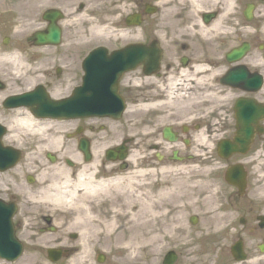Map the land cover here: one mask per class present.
Masks as SVG:
<instances>
[{"label": "flooded vegetation", "instance_id": "flooded-vegetation-1", "mask_svg": "<svg viewBox=\"0 0 264 264\" xmlns=\"http://www.w3.org/2000/svg\"><path fill=\"white\" fill-rule=\"evenodd\" d=\"M99 4L91 15L105 35L84 34L90 39L44 50L51 56L36 73L28 66L19 79L13 69L0 70V201L17 209L14 230L22 247L13 264H113L108 251L127 243L126 237L120 245L112 237L123 235L117 218L128 211L129 178L136 211L148 216L149 245H158L160 231L169 227L190 232L202 227L208 213H233L229 218L236 213L239 219H229L231 231L236 220L240 224L243 218L244 228L252 222L239 213L252 215V170L260 168L257 177H264V113L256 116L262 135L247 153L223 157L221 143L236 137L239 102L264 110V0ZM72 45L78 48H63ZM99 49L104 50L98 61L117 72L108 81L111 88L118 85L114 101L125 106L120 118L65 123L6 105L31 92L34 78L51 99L68 96L83 85L84 63ZM120 62L124 70L118 69ZM121 146L127 160L109 161L107 152ZM136 151L152 156L141 155L144 161L133 165ZM231 168L243 176L233 177V184L227 180ZM63 171L77 183L73 200L64 197L66 180L58 178ZM82 173L85 179L79 178ZM210 199L217 202L213 210ZM218 229L225 231V225ZM217 238L210 231L197 241L206 247Z\"/></svg>", "mask_w": 264, "mask_h": 264}, {"label": "rangeland", "instance_id": "rangeland-1", "mask_svg": "<svg viewBox=\"0 0 264 264\" xmlns=\"http://www.w3.org/2000/svg\"><path fill=\"white\" fill-rule=\"evenodd\" d=\"M100 1L104 0H46L38 12L35 13V17L31 20L33 25L28 30V32L17 35L14 33L15 22L18 18L15 11L16 2L14 0H0V52L3 53L5 51H17V54L20 55V57L24 60L25 64L27 66L31 64L33 67L36 66L34 62L42 61V59L48 57V54L37 51L36 49H31L28 46L26 40L36 31L44 29L45 25L42 21V15L44 11L51 8L61 9L66 15V21L62 23L65 35L63 42L65 44L73 43L75 40L78 42L87 41V39L90 38L82 37L81 35L84 34L81 33H86L90 28V25L94 23V20L91 17H88L87 14L91 8H100ZM83 3L86 7L88 6L87 10L84 13H79V6ZM5 39L10 40L8 45L4 44ZM99 39L104 41L103 38ZM63 48L76 49L78 46L72 45L65 46ZM14 67V61H10L0 65V70L4 72L9 71L12 73V69ZM33 73H35V70H33ZM13 76H15V74H13ZM33 81H39V79L34 78ZM142 155H146L148 157L152 156L149 154ZM138 160L139 162L144 161L141 158ZM134 169L137 170V168ZM259 169L252 170V173H256V176H252V215L248 214L243 209L239 213L240 217L245 216L249 220L251 219L252 222L249 227L244 228L239 224V220H236L235 222L237 223H235V229L231 231L229 230V219L230 221L235 218L239 219L236 213H234V215H232L230 218L226 219V222L223 221L221 213H208L204 216L205 223L203 226L198 227L197 229H192V232H190L187 228H181L182 230L180 231V227L177 226H172L165 231H160L161 238L159 240V244L157 246H153L148 244V242L152 241L151 237L149 236L151 233H149L148 230L149 225L147 224L148 216L146 223L142 224L141 227H138L137 230H135L133 238H129L127 235V220L122 217L123 220L120 221L119 225L121 226L123 235L121 237L115 238L118 234H113V242H117L118 245H120L121 242L126 240L125 237L133 239L134 243L131 244L139 247L140 252L138 259L132 260L127 256L126 252L120 251V248H122L124 244L121 247H113L110 252L108 251L111 253L113 263L162 264L164 256L169 251L174 250L180 256L177 264H236L230 256V247L232 242H235L238 238H240L245 242L246 250L249 253V261L242 264H264V253H262L259 249L261 245H264V230L259 229L257 220L259 216H264V177L258 179L257 171ZM129 188V192L126 193L128 198L136 197V192H132L133 189ZM213 203H215V206L217 205L215 200L212 201L210 199L207 202L208 208H212L210 210L215 209L213 208ZM224 204L226 203L224 202ZM218 207L226 211L228 210L227 207L222 208L219 205L217 208ZM125 210L126 208H124L123 213H127ZM225 215L229 217L227 212H225ZM87 220L90 222L91 220L93 221L91 217L87 218ZM223 222H225L227 225L225 228L226 232L218 229L221 227V225H224ZM206 224H208V227ZM210 231L214 232L215 236L219 234L220 238H217V241H215V243L212 245H210L211 243H208L206 244V247H201L197 241V237H203V234L210 233ZM174 242H177L176 244L179 243L180 246H175ZM189 242L193 243L188 244ZM126 246H129V242ZM0 264L4 263L0 262Z\"/></svg>", "mask_w": 264, "mask_h": 264}, {"label": "bare ground", "instance_id": "bare-ground-1", "mask_svg": "<svg viewBox=\"0 0 264 264\" xmlns=\"http://www.w3.org/2000/svg\"><path fill=\"white\" fill-rule=\"evenodd\" d=\"M15 3V11L17 13V20L15 22V26H14V33L17 35L20 34H24L26 32H28V30L32 27V22L31 20L35 17V13L38 12V10L40 9V7L42 6V4L45 3L46 0H14ZM91 32L93 35H97V36H103L106 33V28L104 26H95L91 29ZM10 61H14L15 64V71H21L24 72L25 71V62L24 60L20 57V55L17 54V51H14L13 54H4L0 52V65L6 63V62H10ZM22 126H24V128L26 129H30V125H28V122L26 121H22ZM32 125V124H31ZM49 141H53V143L57 144L58 140L54 139L53 137H51V139H49ZM55 141V142H54ZM139 156L138 152H134L132 154V158L130 159V162L133 165H137L139 163V160L137 159ZM67 174L65 175V172H61L60 175H58V178L67 179ZM86 175L84 173H82L79 178L80 179H85ZM114 182V181H113ZM124 181H122V178L119 179L117 181V184L121 187V185L123 184ZM126 182L129 183V186H132V182H134L133 178H129L126 179ZM69 183L68 180L65 181L64 185H67ZM115 183V182H114ZM113 183V186H115L116 184ZM132 188V187H131ZM88 191H93L91 186L88 185L86 188ZM64 197H67V199H71L73 200V192H69L66 188H65V192H64ZM69 197V198H68ZM138 203V198L136 197H129L127 199V207H128V211L127 213H121L118 219V222L120 223V221L124 219L127 220V235L129 236V238H133V235L135 234V230H137L138 227H141L142 224L146 223L147 220V215L146 214H142V212H137L136 211V207ZM123 217V218H122ZM223 221L226 222V219H228V216H224L222 217ZM112 224L114 226V220L112 221ZM116 226V224H115ZM113 230H116L115 228H112ZM128 238V242H129V246L123 247L120 249V251H124L126 252L127 256L132 259V260H137L139 257V252L140 249L139 247L132 245L131 243H134L133 239H129Z\"/></svg>", "mask_w": 264, "mask_h": 264}, {"label": "water", "instance_id": "water-1", "mask_svg": "<svg viewBox=\"0 0 264 264\" xmlns=\"http://www.w3.org/2000/svg\"><path fill=\"white\" fill-rule=\"evenodd\" d=\"M49 15H51V13ZM51 17H50V22H51L50 30L47 33V35L45 36L43 33H37L34 35L32 39L35 41L36 45L38 46H42L46 44L56 45L60 41V30H59V27H57V25L55 24L56 20L60 18V15L55 14V17L54 18L52 17V19ZM29 41H31V39ZM78 97L79 96L76 95L74 98L68 101H65L59 106H57L56 109L61 111L60 112L61 114L56 115L54 113L55 116L65 117V118H74L77 116H84L87 114H95L94 112H91V110L97 111V110H102L105 108L103 107L104 105L100 106L97 103L90 104V105L83 104L80 102V98ZM52 105L54 104L52 103L51 106ZM245 106L247 107L249 106V104L244 105L242 103V105H240V113H239L240 114L239 121H241L242 125L244 126H246L251 121V120H248L247 116L246 118L245 117L243 118V111L246 108ZM245 137L247 139H250V132H247L245 134ZM253 137H254V130L252 129V139ZM240 142H239L241 146L240 148H242L240 150H238V148L235 150V146H233V144L227 143L226 145L231 146L230 148L233 149V152H245L246 150L245 146H248L249 140L244 141L241 139ZM111 153L112 152H110V154ZM12 216H13V213L10 212L5 206L0 204V257L7 258V259L11 257V250L12 252H14V249H15L14 247L15 246L17 247V244L15 243L14 233L12 230ZM261 220H262V226L264 227V218H262ZM261 251L264 252V247L261 248ZM232 252L238 261H242L246 259V257L243 256V244L242 243H238L237 245H235L232 249ZM175 261H176V257H174L173 254H169L168 257L166 258L165 264H174Z\"/></svg>", "mask_w": 264, "mask_h": 264}]
</instances>
